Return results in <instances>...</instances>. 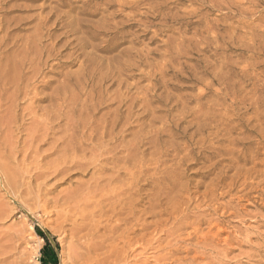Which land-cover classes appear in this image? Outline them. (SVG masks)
<instances>
[{
  "label": "rangeland",
  "instance_id": "obj_1",
  "mask_svg": "<svg viewBox=\"0 0 264 264\" xmlns=\"http://www.w3.org/2000/svg\"><path fill=\"white\" fill-rule=\"evenodd\" d=\"M93 2L97 4L90 7ZM61 3L57 12L61 20H69L68 17L79 20L84 28L89 29L94 37L87 36L85 40L97 46L93 51L98 57L108 62L122 49L131 50L133 54L129 62L122 56L121 63L114 61L124 68L123 75L112 78L113 81L105 80L102 90L106 93L104 98L114 97L112 91L115 90L127 91L128 96L133 94L130 96L133 105L128 120L130 124L127 123L125 132L119 133V140L115 143L120 145L117 156L125 159L128 154L126 146H131L129 156L133 153L137 159L133 157L129 164L123 163L122 159L116 166L119 167L112 169L113 174L119 176V187L124 192L115 209L108 200L101 201L100 207L94 209L96 213L90 204L86 209H92L91 214L74 209L69 211L68 207L63 211L60 207L53 209L51 202L58 192H67L69 188L74 190L77 182L89 181L90 174H72L61 184L55 178L47 180L41 194L49 201V206L45 209L34 207L28 213L13 209L0 222V241L7 244L1 243L0 264H264V0H62ZM54 5L56 0H0V17L6 14L5 17L11 19L12 33L25 36L33 32L31 26L35 21H30L33 16L46 15ZM108 12H115L114 20L118 22L108 29L109 32L107 27L99 28L104 15V22L110 20L111 16L106 15ZM55 18L52 16L48 25L52 24L53 32L60 35L43 41L54 43L55 50L47 65L43 66L44 74L36 80L40 82L39 87L49 82L50 90L58 85L55 80H62V76L56 74L58 70L76 76L82 64V57H76L79 51L73 47L75 41L70 40L73 36H66L64 31L67 28ZM112 36L116 40L104 41ZM90 49L88 46L84 51ZM58 51L60 54L56 55ZM72 52L75 53L70 55ZM54 62H59L62 67L58 69L52 65ZM118 79L123 81L120 85ZM133 79L136 80L132 82ZM63 89L60 86V90ZM170 98L175 99L176 104ZM144 110L147 113L142 116ZM182 111H185L182 113L184 119ZM189 113H196L195 119H190L194 115ZM135 120L140 123L136 124ZM146 121L152 124L147 122L146 125ZM173 121L175 126L179 125L177 128ZM193 127H199L198 135ZM150 129L152 133L147 135ZM131 130L138 132L133 134ZM153 140H158L159 145H154ZM155 149H158L157 153ZM132 151H138V155ZM153 182L160 184L153 185ZM126 201L130 203L126 204ZM42 203L43 200L39 202ZM127 212L132 214L128 213L129 218ZM125 217L128 224L123 221ZM7 239L15 240L10 243Z\"/></svg>",
  "mask_w": 264,
  "mask_h": 264
},
{
  "label": "bare ground",
  "instance_id": "obj_2",
  "mask_svg": "<svg viewBox=\"0 0 264 264\" xmlns=\"http://www.w3.org/2000/svg\"><path fill=\"white\" fill-rule=\"evenodd\" d=\"M60 1L62 2V0H60ZM60 1L56 0V5L51 6L49 12L46 15H43V16L38 15L37 17L33 16V19H31L30 21H35V23L33 24V26H31L33 28L32 29L33 32L29 35L19 36V35H21V33L19 35L15 34L14 32L12 33L13 30H12V28L10 29V20L11 19L6 18L5 17L6 14H4V17L3 16L0 17V34H1L0 35V222L9 216V213H12L13 209L17 210L19 212H27L28 213V212L32 211V208H34V207H40V208L45 209L47 206H49V204H50L49 201L44 196H42L41 192L44 190L45 182L51 178L52 179L55 178V181L58 182V184L59 183L61 184V183L65 182L70 175L72 176V174H74V175L78 174V173L79 174L83 173V175L90 174L89 175L90 177H88L89 181H88V179H86V180H83V182L86 181V183L84 182L83 184H77V183H79V182H77L75 184L77 187L74 189L75 191L72 190L74 192L71 191V189H73V188H69L71 192L68 191L69 190L68 189L67 192L61 191L55 195V198L52 199V202H51L52 206L51 205L50 206L53 207V209H55V208L57 209V207H60L62 211L65 209V207H68V210L74 209L75 211H78L79 213H84V212L88 211L91 214L93 212L92 209L87 210L86 208L91 204L92 206H90V207H93V210L94 209L97 210L96 208L100 207V203L102 200H104V201L108 200L111 207L113 209H115V206H118V204L120 202V198H121L120 196L124 194L122 189L119 187L120 186L119 185L120 184L119 183L120 178L118 175L113 174L115 171L113 172L112 169H114L117 166L118 162H120L122 159H124V156H123V158H121V156L120 157L117 156V152L120 151V145L116 144L115 142L116 141L118 142V140H119L117 138L118 135H120L119 133H122L123 131L125 132L124 129L128 128L126 126H128L127 125L128 120L130 119L131 114L133 112V105L131 103L130 96L132 97L133 94L132 95L129 94L130 96H128L127 91H125L124 93L123 92L121 93L118 90H115V91H112V92H114V94L111 93L114 95V97L106 96V98H104L106 93H104V91L102 90V86H103V83H105V80L112 79L116 76L118 77L124 71V68L114 61H118L119 63H121L123 61V59H121L122 61H120V56L126 57L127 61H128L132 57L133 54H132L131 50H130V52H128V51L122 49L118 53L119 55H117V56L115 55L116 57L113 56V58L112 57L110 59L107 58V59H109L108 62L106 60H104V58L102 59L101 57H98L93 51L97 48V46H94V44H90V41L85 40V38L87 36H89V38L94 37V36H92V33L90 32V30L87 28H84L83 24H81L79 20H75V19L71 20L72 18L70 19L69 17H68L69 20H67V19H65L63 21L61 20V15L59 13H57L59 11L58 6L62 5V3ZM96 4H97L96 2H93L90 4V7H92ZM129 5H133V3L129 4ZM120 10L122 12L124 11L122 8H120ZM106 15L111 16V18H109L110 19L109 21L104 22V16L105 15L103 16V23L99 26V28H102L101 30H103L105 27H107V30L108 29L110 30V29H112L113 25L118 24V22L116 20H114L115 16L117 15L115 12H108ZM52 16L56 17L55 20L62 22L61 26L63 28H67L64 31V34L66 36L68 34L73 36V38L70 40L75 41L74 42L75 44L73 47L76 51H79V53L76 54V57H77V59L82 57V59H81L82 64H81V69H80V71H77L76 76H71L68 72L62 71V69L58 70L59 72L56 74L62 76V80H55L58 83V85L55 88L50 90L49 84H48L49 82L42 83L39 87L38 85L40 82L37 83L36 80H37V77L40 76V74H42V75L44 74L43 73V66L47 65L49 59L53 56V51L55 50V46H53L54 43H50V42L49 43H45V42L43 43V41L54 39L60 35V34H55L53 32L54 28L52 27V24L48 25V22L50 21ZM126 16H128V15L126 14ZM122 22H123V20H122ZM123 23L126 24V21ZM109 30H108V32H109ZM113 36L110 39L108 38V40L104 39V41H108V42L113 41L115 39V37H113ZM67 41H68V39H67ZM67 41L64 43V45H63L64 47L67 46L66 45L68 43ZM18 42H21V43L18 44ZM88 46H90L91 49L87 52L84 51V49ZM74 53L75 52H72L70 55H72ZM59 54H60V51H58L56 53V55H59ZM134 55L136 56V58L139 57L136 54H134ZM133 60H135V59H133ZM59 62H54L52 65L57 66L59 69V67H62L60 64L61 62L60 63ZM104 62H105V64H104ZM131 62H133V61H131ZM175 63L177 64V62H175ZM123 65L125 66V64H123ZM131 65H132V63H131ZM179 66H177V67H179ZM164 67H166V65ZM179 69H180V67H179ZM148 72L146 71V73H148ZM154 73L155 72H153V74ZM161 73H163V72H161ZM181 73H182V69H181ZM126 74H127V72H126ZM128 75H129V72H128ZM193 75H195V74H193ZM163 77H164V75H163ZM187 77H189V75ZM144 78H146V77H144ZM175 78H176V75H175ZM114 79H116V78H114ZM148 79H150V78H148ZM121 80H122V78H121ZM134 80H136V79H133L132 82H134ZM158 80H159V78H158ZM162 80H163V78H162ZM111 81H113V79ZM122 82H120L118 79L119 85ZM132 82H129V83H132ZM126 83H128V81ZM116 84H117V82H116ZM160 84L161 83H159V85ZM129 85H133V84H129ZM147 85H149V83H147ZM161 85H163V84H161ZM60 86H63L64 89L60 90ZM125 86H127V84ZM125 86L123 88H125ZM87 87L89 88L88 90L86 89ZM117 87L120 88V86H117ZM147 87H149V86H147ZM129 88H130V86H129ZM154 88H155V86H154ZM76 89H78L79 91L82 90V92H79ZM111 89H113V87L110 88V90ZM173 89H174V87H173ZM106 92H108V91L106 90ZM109 93H107V95ZM131 93H132V91H131ZM133 93H135V92H133ZM144 93H146V92H144ZM149 94L152 95L151 93H149ZM165 94L167 96V94H168L167 90H166ZM143 95H145V94H143ZM156 96L160 97V95H158V94ZM167 97H169V95ZM167 97H166V99H167ZM180 97L182 98V96H180ZM198 97H200V96H198ZM138 98H139V96H138ZM181 98H179V99H181ZM146 99H147V96H146L145 100ZM151 99L152 98H150L149 100H151ZM167 100H169V99H167ZM181 100L185 101L186 99L185 100L181 99ZM187 100H188V98H187ZM141 101L144 102L143 100H141ZM146 102L150 103V101H148V100ZM171 102H170V104H171ZM173 102L175 103V99ZM187 102L188 101H186V103ZM141 105H142V103H141ZM184 105H187V104H185V102H184ZM178 106H179V104H178ZM178 106L176 109H178ZM194 106H196V104ZM138 107L142 108V106H138ZM148 107H150V106H147V108ZM187 107H188V105H187ZM147 108L145 107L146 110H147ZM199 108H198V110H199ZM208 108H209V104H208ZM194 109L196 110L197 108H194ZM202 109L204 111V108H202ZM146 110H144L142 112V116H145V113H147ZM153 110H155V109L153 108ZM179 110H182V108H180ZM179 110H178V112H179ZM189 110H190V107H189ZM191 110L193 111V109H191ZM192 111H190V112H192ZM183 112H185V111L181 112L182 118H183V115H182ZM150 113L152 114L151 111H150ZM189 114H191V113H189ZM194 114L196 115V113H193V114H191V116ZM199 114L200 113H198V115ZM152 115H154V114H152ZM186 115H188V114H186ZM195 115L190 119H195L194 118ZM170 116H172V115H170ZM208 116H209V114H208ZM139 118H137V119H139ZM182 118L180 121H182ZM143 119H144V117H143ZM150 119H152V118H150ZM196 120H198V119H196ZM138 121H136L137 122L136 124L140 123ZM163 121L165 122V118ZM171 121H172V118H171ZM188 121L190 122V120H188ZM147 122L148 121H146V125L150 121L148 123ZM183 122H185V121H183ZM191 122L193 123V121H191ZM194 122H196V121L194 120ZM167 123H164V124H167ZM180 123H182V122H180ZM128 124H130V122ZM141 124L143 125V123H141ZM199 124L201 126V123H199ZM199 124H197V125H199ZM174 126H175V122H174ZM177 126H179V125H177ZM177 126H175V127L177 128ZM191 128H192V126H191ZM193 128H194V130L196 129L195 127H193ZM198 128L195 131L196 134H197ZM157 129H158V127H157ZM167 129H168V127H167ZM127 130H130V129H127ZM141 131H143V130H140V132ZM154 131H156V130L154 129ZM167 131L168 130H166V132ZM174 131H175V129H174ZM177 131L179 132V130H177ZM136 132H138V131H136ZM148 132H151V129H150V131L147 130V135H148ZM132 133L135 134L133 131H132ZM132 133H131V135H132ZM141 133H143V132H141ZM173 133H175V132H173ZM192 133H193V131H191V134ZM154 134H157V133H154ZM159 134H160V132H159ZM138 135H140V134H138ZM144 135H146V134H144ZM151 136H152V134H151ZM131 137H135V136H131ZM136 137H138V136H136ZM146 137L149 138L150 136H146ZM158 137H160V136H158ZM155 138H157V136ZM182 138H184L183 135H182ZM139 139L140 138H138V140ZM161 139H164V137ZM199 139H197V140H199ZM174 140H175V138H174ZM205 140H207V139H205ZM153 141L155 142L154 145L155 144L159 145L157 142L158 140L157 141L153 140ZM167 141H168V139H167ZM176 141L178 142V145H180V142L178 140H176ZM199 141L201 142V140H199ZM125 142H127V141H125ZM130 142H128V143H130ZM149 142H151V141H149ZM162 142H165V140ZM184 142H182V143H184ZM140 143H141V141H140ZM149 144H151V143H149ZM154 145H152V146H154ZM182 145L184 146L185 143ZM163 146H164V144H163ZM186 146L188 147L189 145H186ZM126 147H127L126 149L128 150V154L126 153L127 157H125L124 161H122V162L129 164V162L132 161V159L134 157L133 153H132L133 155L131 154V156H129L130 155V149H132L133 147H131V146L130 147L126 146ZM169 147H167L165 149L168 150ZM175 147L176 146H174V149H176ZM157 148H158V146H157ZM184 148H185V146H184ZM188 148H190V146ZM188 148H186V149H188ZM121 149H122V147H121ZM162 149H164V147ZM171 149H173V147ZM171 149H170V151H171ZM181 149H183V148H181ZM144 150H145V148H144ZM144 150H143V152H144ZM160 150L161 149H159V151ZM189 150H187V151H189ZM157 151H158V149H157ZM157 151L155 149L156 153H157ZM172 151L175 152L174 150H172ZM190 151H189V153H190ZM132 152H134V151H132ZM152 152L155 153L154 151H151V153ZM162 152L163 151H161V153ZM178 152H180V151H178ZM136 153L137 154H135V155H138V151ZM124 154L122 153V155H124ZM186 154H188V153L186 152ZM120 155H121V153H120ZM171 155L174 156L175 154H171ZM134 158H136V157H134ZM138 158L141 159V157H139V156H138ZM142 158H144V155ZM134 163H136V161ZM178 163H179L178 165L180 166L181 165L180 162H178ZM136 164H135V167H136ZM130 165H131V163H130ZM178 165H177V167H178ZM125 166H126V164H125ZM138 166H140V165L138 164ZM118 167H116V169ZM120 168H122V167H120ZM135 169H137V167ZM116 172H117V170H116ZM145 172H147V171H145ZM132 175H134V174H132ZM167 175L168 174H166V176ZM127 176H130V175H127ZM139 176H138V178H139ZM166 176H164V177H166ZM135 178L137 180V177H135ZM130 179H133V178H130ZM77 180H79V179H77ZM159 180H160V178H159ZM166 180H161V181H166ZM170 181H171V179H170ZM124 182L125 181H123V184H124ZM159 182H156V183H159ZM132 183H133V180H132ZM154 183L155 182H153V185H154ZM121 185H122V183H121ZM70 186H72V185H70ZM157 189H160V188L158 187ZM128 192H129V190H128ZM136 193H138V192H136ZM159 193H161V192H159ZM154 194L156 197L157 193L155 192ZM127 197H128V195H127ZM130 197H133V196H130ZM130 197H128V198H130ZM155 197H153V198H155ZM128 198H127V200H129ZM41 200H43V203L40 205L39 202ZM136 201H138V200H136ZM126 202H127L126 204L130 203L129 201H126ZM133 203H134V201H133ZM103 204H104V202H103ZM124 206H125V204H124ZM127 206L129 207V205H127ZM131 206H133V205L131 204L130 207ZM106 207H107V205H106ZM135 207H137V206H135ZM95 210H94V213H96ZM104 210H106V209H104ZM117 210H119V209H117ZM127 210H128V208H127ZM133 210H134V208H133ZM121 212H123V211H120V213ZM130 212H132V210ZM130 212H127L128 218H129L128 213H130ZM117 214H118V212H117ZM66 215H68V214H66ZM93 215H91V216L93 217ZM95 215H94V217H95ZM134 215H136V213ZM96 216L98 217V215H96ZM131 217H133V216H131ZM122 218H124V217L122 216ZM126 218L127 217H125V220H123V219H121V220L126 221V224H128ZM93 219H91V221ZM132 219H135V218L133 217ZM95 223H97V222H95ZM129 223H130V221H129ZM98 224H99V222H98ZM126 224H124V225H126ZM94 226H96V225H94ZM76 229H78V228H76ZM13 230L15 231V229H13ZM17 232L20 233V231H17ZM0 233H1V229H0ZM4 234H6V233H4ZM9 234H11V233H9ZM95 234H97L96 231H95ZM22 235H23V232H22ZM2 236H4V235H2ZM13 237H15V239H16V236H13ZM91 237H92V235H91ZM18 238H19V235H18ZM13 241L12 242L9 241V242L14 243ZM1 243H2V245H5V246L7 245V244H3V242L0 241L1 247H2ZM4 243H6L5 238H4ZM92 243H94V242H92ZM92 243H90V244H92ZM91 246H93V245H91ZM10 247H8V248H10ZM84 248H86V247H84ZM5 250H7V249L5 248ZM1 252L3 253V251H1ZM5 252H4V254H5ZM0 256H1V253H0ZM4 260H5V258H4Z\"/></svg>",
  "mask_w": 264,
  "mask_h": 264
}]
</instances>
